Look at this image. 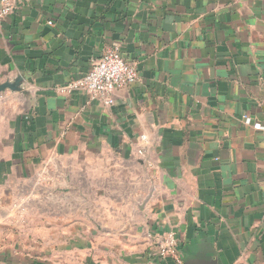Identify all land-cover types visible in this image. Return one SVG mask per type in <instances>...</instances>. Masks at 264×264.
<instances>
[{
    "label": "crops",
    "instance_id": "obj_1",
    "mask_svg": "<svg viewBox=\"0 0 264 264\" xmlns=\"http://www.w3.org/2000/svg\"><path fill=\"white\" fill-rule=\"evenodd\" d=\"M114 44L139 73L114 105L62 91ZM19 78L0 187L68 163L95 203L105 179L77 235L106 264H264V0H25L0 20V85Z\"/></svg>",
    "mask_w": 264,
    "mask_h": 264
},
{
    "label": "rangeland",
    "instance_id": "obj_2",
    "mask_svg": "<svg viewBox=\"0 0 264 264\" xmlns=\"http://www.w3.org/2000/svg\"><path fill=\"white\" fill-rule=\"evenodd\" d=\"M25 106L23 95L0 93V149L11 119ZM55 166L65 170L40 174L26 185L0 187V264H106L111 258L105 245L92 250L93 236L77 235V213L89 209L95 194L87 184L77 185V179L89 180V175L77 176L73 164ZM98 181L103 184L97 186L92 207L100 214L106 205V185L105 179ZM77 195H84L86 203L77 202Z\"/></svg>",
    "mask_w": 264,
    "mask_h": 264
},
{
    "label": "built area",
    "instance_id": "obj_3",
    "mask_svg": "<svg viewBox=\"0 0 264 264\" xmlns=\"http://www.w3.org/2000/svg\"><path fill=\"white\" fill-rule=\"evenodd\" d=\"M24 1L0 0V20L10 16ZM138 80L139 73L136 66L123 57L120 45L114 44L103 52L83 77L71 82L62 91L82 92L93 101H98L104 106H112L115 103L116 93L134 86ZM246 123L262 129L259 123L253 124L249 118H246ZM138 154L144 155V151L139 150ZM177 248L178 242L170 235L160 247L158 254L162 259L176 258Z\"/></svg>",
    "mask_w": 264,
    "mask_h": 264
},
{
    "label": "water",
    "instance_id": "obj_4",
    "mask_svg": "<svg viewBox=\"0 0 264 264\" xmlns=\"http://www.w3.org/2000/svg\"><path fill=\"white\" fill-rule=\"evenodd\" d=\"M23 79L19 78L14 83L7 82L0 85V93L6 91V90H12V91H20L21 85H22Z\"/></svg>",
    "mask_w": 264,
    "mask_h": 264
}]
</instances>
